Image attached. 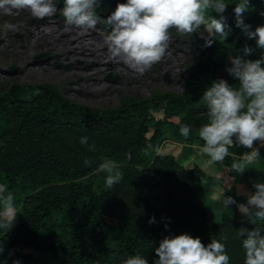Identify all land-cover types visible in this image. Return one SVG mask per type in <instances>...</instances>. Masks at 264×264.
<instances>
[{"label": "trees", "instance_id": "16d2710c", "mask_svg": "<svg viewBox=\"0 0 264 264\" xmlns=\"http://www.w3.org/2000/svg\"><path fill=\"white\" fill-rule=\"evenodd\" d=\"M54 2L63 8L64 0ZM225 2L231 32L224 42L217 36L211 47L201 38L208 34L192 35L205 58L197 59L181 93L127 95L113 107L90 108L48 82L15 81L0 89V184L14 194L18 210L11 230L0 229V243L9 253L31 249L51 258L34 264H123L137 254L154 264L162 239L186 233L205 246L211 239L220 240L230 264H244L243 237L237 232L253 225L235 204L226 208L223 201L231 196L237 204L246 203L253 185L264 183V147H258L260 159L240 174L238 181L247 189L240 194L219 177L224 161L209 163L203 152L184 148L203 146L198 130L208 122L202 96L214 81L212 68L217 66L222 79L239 87L226 71L229 56L244 55L246 45L252 49L248 59L264 56L256 41L235 26L239 0ZM118 3L124 2L99 0L97 14L113 12ZM243 19L253 31L264 25V0H249ZM158 112L161 117L154 116ZM181 125L191 126L187 139L180 134ZM85 136L87 145L80 143ZM149 143L161 153H147L146 160L142 154ZM168 144L179 146L178 155L166 149ZM92 145L95 151H90ZM229 151L240 158L250 150L237 145ZM101 158L120 165L123 179L112 188L105 186L106 174L98 171ZM207 202L219 211L217 218ZM151 218L154 223H149Z\"/></svg>", "mask_w": 264, "mask_h": 264}, {"label": "clouds", "instance_id": "9594fccd", "mask_svg": "<svg viewBox=\"0 0 264 264\" xmlns=\"http://www.w3.org/2000/svg\"><path fill=\"white\" fill-rule=\"evenodd\" d=\"M228 6L225 0H127L118 3L105 20L97 14L99 0H64L62 11L65 25L82 33L106 22L110 32L104 42L109 59L143 75L166 57L172 29L190 37L203 26L208 33L207 37H201L205 39V47L216 43L217 36L220 42L226 41L231 32L225 15ZM248 8L249 0L235 4V26L250 40H255L258 49L264 50V25L253 31L251 25L245 23L243 13ZM0 9L9 14L28 11L38 20L53 16L57 10L53 0H0ZM15 30L14 24L5 22L0 28V38H7L8 31ZM243 53L229 56L231 66L226 68L239 87L221 78L205 89L202 98L207 106L208 122L198 130L204 142L202 152L210 158L209 163L223 162L231 155L229 149L237 145L250 150L231 164L238 175L260 159L255 142L264 147V56L248 59L252 49L247 45ZM190 131V125L180 126V134L186 139ZM80 143L87 145L88 137H81ZM95 150L92 145L90 151ZM153 151L161 153L159 146L149 143L145 152ZM84 163L90 166L91 161L85 159ZM119 167L115 160L101 158L98 171L106 174L107 188L123 179ZM253 187L255 191L247 194L246 203L237 204L233 197L225 196L223 204L226 208L235 204L243 219L253 225L251 229L242 226L237 232L238 237H243L244 264H264V183H255ZM17 214L14 194L6 184H0V229L9 232ZM154 222L155 218L149 220V223ZM3 252L4 246L0 243V255ZM155 254L158 259L154 264H230L225 243L211 239L205 246L200 238L186 233L162 239ZM123 264H149V261L137 254L129 256Z\"/></svg>", "mask_w": 264, "mask_h": 264}, {"label": "rangeland", "instance_id": "374dc122", "mask_svg": "<svg viewBox=\"0 0 264 264\" xmlns=\"http://www.w3.org/2000/svg\"><path fill=\"white\" fill-rule=\"evenodd\" d=\"M121 1L127 2V0ZM53 3L57 9L55 14L46 18L50 22H46L45 19L40 24H35L31 21L29 16L32 15L28 11L9 14L0 9V28L5 22L16 26L15 31H8L7 38H0V89L15 81L48 82L56 85L72 101L86 107H113L118 104L122 97L127 95L146 97L157 91L181 93L184 79L191 76L197 68V59L205 58L192 36L181 35L175 29H172L170 30L171 39L166 57L161 62L153 65L145 74H137L128 69L123 63L115 62L112 64L113 60L109 59L107 45L104 42V38L110 32V28L107 27L106 22L103 24L104 21H102L95 29L84 33V36L89 38L90 43L88 42L87 44L95 51L97 49L99 55L107 63L102 64L97 71H93L95 74L92 72V79L84 80L83 74L85 70L83 68L78 69V67L73 70L69 69L64 53L58 47L51 46L53 43H50V46L47 47L40 44V40L37 41L28 36V33L34 27H48L49 25H46L48 23L52 25V34L49 38H52L51 41H54L56 45L59 44V47L60 44L67 45L71 42L75 43L78 39L81 40L83 33L75 27L66 26L63 8L57 6L54 0ZM111 13L104 14L101 18L106 20ZM199 33L202 35L208 34L203 26ZM81 59L83 63H81ZM81 59H72L69 64H84L89 61V59ZM228 61L230 63L229 58ZM210 73L214 81L222 78L217 66L213 67ZM154 116L161 117L162 113H154ZM178 147L170 144L166 145V149L172 151L175 155L179 153ZM184 148L186 151L194 149L198 154L202 152V148L195 146H184ZM229 152L231 153V151ZM142 155L146 160L150 159L147 153ZM230 156L232 160L227 161L225 158V165H220L219 177L224 180L227 186L233 187L237 194L244 193L247 191L246 185L239 183L240 174L238 175L231 169L233 161L239 158H235L236 156L232 153ZM196 162L201 165L202 160L197 158ZM230 171L234 174L230 175ZM211 196L213 201L217 198L215 194ZM206 206L210 208L213 216L217 218L219 215L217 208L211 207L209 202L206 203ZM28 253H31V255L28 256ZM50 260L51 258L48 254L41 255L39 251L31 249L12 254L4 248L3 254L0 255V264H13V261H19V264H34Z\"/></svg>", "mask_w": 264, "mask_h": 264}, {"label": "bare ground", "instance_id": "6f19581e", "mask_svg": "<svg viewBox=\"0 0 264 264\" xmlns=\"http://www.w3.org/2000/svg\"><path fill=\"white\" fill-rule=\"evenodd\" d=\"M31 21L34 22L35 24H40L42 22L45 21V19H35L32 16H29ZM46 22H50L49 19H46ZM46 25H49L48 27H34L32 31H30L28 33V36L33 38L34 40H40V44H43L45 46H50V43H53L51 46L54 47H58L60 51H62L64 53V58L66 63L69 65L68 68L69 69H75L76 67H78V69L83 68L85 70V73L83 74V79L87 80V79H92V72L93 71H97L98 69H100V66L104 63H107L102 57L101 55H99L98 50L96 49V51L94 49H92L87 43L89 41V38H85V34L83 33L81 40H77L75 43H70V44H60V47L58 45L55 44L54 41H51L52 38L51 34H52V25L46 23ZM74 28V27H73ZM102 37V36H101ZM100 37V38H101ZM98 38V36H97ZM99 39V38H98ZM47 42H46V41ZM36 41V42H37ZM38 42V43H39ZM59 43V42H58ZM92 45V44H91ZM95 46V45H94ZM93 46V48H94ZM96 48V46H95ZM89 59V61L87 63L81 64L82 59H81V63H76L74 65H70L69 63L72 61V59ZM74 63V62H73ZM111 63V62H108ZM115 62L112 61V64H114ZM70 71V70H69ZM70 73V72H69ZM82 73V72H81ZM94 73V72H93ZM95 74V73H94ZM82 75V74H81Z\"/></svg>", "mask_w": 264, "mask_h": 264}, {"label": "built area", "instance_id": "2783aa9c", "mask_svg": "<svg viewBox=\"0 0 264 264\" xmlns=\"http://www.w3.org/2000/svg\"><path fill=\"white\" fill-rule=\"evenodd\" d=\"M254 146L258 148L260 146V143L257 141V142H255Z\"/></svg>", "mask_w": 264, "mask_h": 264}, {"label": "crops", "instance_id": "0c3cea01", "mask_svg": "<svg viewBox=\"0 0 264 264\" xmlns=\"http://www.w3.org/2000/svg\"><path fill=\"white\" fill-rule=\"evenodd\" d=\"M229 186V185H228Z\"/></svg>", "mask_w": 264, "mask_h": 264}]
</instances>
